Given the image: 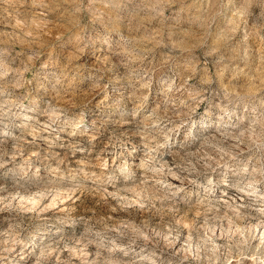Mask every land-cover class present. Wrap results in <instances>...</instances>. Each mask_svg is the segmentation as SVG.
Masks as SVG:
<instances>
[{
  "label": "rangeland",
  "instance_id": "rangeland-1",
  "mask_svg": "<svg viewBox=\"0 0 264 264\" xmlns=\"http://www.w3.org/2000/svg\"><path fill=\"white\" fill-rule=\"evenodd\" d=\"M263 225L264 0H0V264H264Z\"/></svg>",
  "mask_w": 264,
  "mask_h": 264
},
{
  "label": "bare ground",
  "instance_id": "bare-ground-1",
  "mask_svg": "<svg viewBox=\"0 0 264 264\" xmlns=\"http://www.w3.org/2000/svg\"><path fill=\"white\" fill-rule=\"evenodd\" d=\"M171 184L175 183V182H172L170 180ZM43 190V189H42ZM176 191V190H175ZM41 192V191H40ZM46 192V191H45ZM59 193V192H58ZM57 193V194H58ZM57 194H53V196H57ZM67 197V196H65ZM35 199V198H34ZM31 200V199H30ZM36 201H32V204H34ZM31 203V202H30ZM31 204V205H32ZM36 205V204H35ZM37 207V206H36ZM30 208V207H29ZM34 208V207H33ZM258 220V219H257ZM261 222V221H260ZM264 226V225H263ZM177 240V239H176ZM176 242V241H175ZM26 245V244H25ZM180 247V246H179ZM178 250V249H177ZM29 252V248H23V250H20V252L18 254H20V259L21 261H23L25 259V257H28L27 253ZM120 260V259H119ZM124 262V261H123ZM122 264V263H121Z\"/></svg>",
  "mask_w": 264,
  "mask_h": 264
}]
</instances>
